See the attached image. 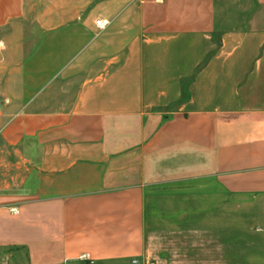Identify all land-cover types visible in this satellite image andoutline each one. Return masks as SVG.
<instances>
[{
	"label": "crops",
	"instance_id": "obj_1",
	"mask_svg": "<svg viewBox=\"0 0 264 264\" xmlns=\"http://www.w3.org/2000/svg\"><path fill=\"white\" fill-rule=\"evenodd\" d=\"M0 99V264H264V0H0Z\"/></svg>",
	"mask_w": 264,
	"mask_h": 264
},
{
	"label": "rangeland",
	"instance_id": "obj_2",
	"mask_svg": "<svg viewBox=\"0 0 264 264\" xmlns=\"http://www.w3.org/2000/svg\"><path fill=\"white\" fill-rule=\"evenodd\" d=\"M1 100V99H0ZM1 102V101H0ZM2 105L0 103V125L1 119L4 117L3 121L7 118V113L2 116ZM203 259H189V258H147L144 264H202Z\"/></svg>",
	"mask_w": 264,
	"mask_h": 264
},
{
	"label": "built area",
	"instance_id": "obj_3",
	"mask_svg": "<svg viewBox=\"0 0 264 264\" xmlns=\"http://www.w3.org/2000/svg\"><path fill=\"white\" fill-rule=\"evenodd\" d=\"M96 24L100 27V28H103V27H105V23L103 22V21H101V20H97L96 21ZM134 263H137L138 261L135 259L134 261H133Z\"/></svg>",
	"mask_w": 264,
	"mask_h": 264
}]
</instances>
